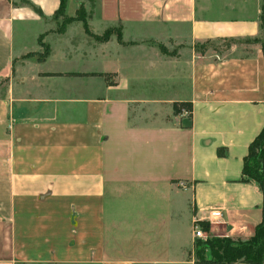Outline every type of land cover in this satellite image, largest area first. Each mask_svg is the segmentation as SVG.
<instances>
[{
    "label": "crops",
    "instance_id": "crops-1",
    "mask_svg": "<svg viewBox=\"0 0 264 264\" xmlns=\"http://www.w3.org/2000/svg\"><path fill=\"white\" fill-rule=\"evenodd\" d=\"M59 3L0 0V264H193L196 221L250 238L262 0H92L90 32L121 42L59 31Z\"/></svg>",
    "mask_w": 264,
    "mask_h": 264
},
{
    "label": "trees",
    "instance_id": "trees-1",
    "mask_svg": "<svg viewBox=\"0 0 264 264\" xmlns=\"http://www.w3.org/2000/svg\"><path fill=\"white\" fill-rule=\"evenodd\" d=\"M65 5L66 0H60L59 7L54 13V18L57 14L64 17V21L58 27L59 31H62L65 25L72 21L80 20L83 23L85 32L96 40L105 41L109 39L112 32L110 29L105 30L100 36L90 32L83 3H80L73 17L65 15ZM260 21L261 29L264 30V0L261 4ZM115 32L117 40L121 42L120 29L117 28ZM39 42L41 43V40ZM261 49L264 56V42L261 43ZM38 56L39 59H43L42 54ZM174 110L178 111V108L175 107ZM218 154L223 155L224 153L218 151ZM241 181H255L262 193V219L255 226L253 235L246 240H233L229 237L214 236L208 232L209 228L206 223L196 221L194 223L200 225L206 232V238L195 239L193 252L196 258L193 260V264H234L240 262L264 264V126L248 145L247 154L243 158Z\"/></svg>",
    "mask_w": 264,
    "mask_h": 264
},
{
    "label": "rangeland",
    "instance_id": "rangeland-1",
    "mask_svg": "<svg viewBox=\"0 0 264 264\" xmlns=\"http://www.w3.org/2000/svg\"><path fill=\"white\" fill-rule=\"evenodd\" d=\"M86 3L85 4H83V7H84V11H85V13H86V16L88 15V13H91V8L89 7L90 6V3H91V1L92 0H89L90 2H88L87 0H84ZM55 19L57 20V22H58V25H60V24H62V22L64 21V17L63 16H61L60 14H57V16L55 17ZM110 30H112V32H111V34H110V36L112 35V34H114V33H116L115 32V30L117 29V28H109ZM91 36V35H90ZM95 39V38H94ZM258 41L259 40V42L260 43H263L264 42V30H262V34H261V38L260 39H255L254 41ZM214 47V46H218V47H221V48H223L224 46H229V42L228 41H220L219 43H217V45H216V43L215 42H212V43H208V42H204V43H202V44H196L195 45V47H197L200 51H203L204 49H207V48H209V47ZM159 49H160V51H162V52H166L167 51V49L165 48V46H163L162 44H158V46H157ZM45 50V48H44V46H42V51L40 52V53H38V55L39 54H42V52ZM170 55H174L173 53H170ZM4 81L5 80H0V91H1V88H2V84H4ZM180 106H178L177 108H178V111L180 112L181 110H183V112H185V114H186V116L188 115V112H189V108H188V104H186V103H184L183 104V106H181V104H179ZM204 231V230H203ZM205 232V231H204ZM206 233V232H205ZM194 245V244H193ZM190 257H188L189 259H193V260H195V258H196V255H195V253L193 252V248H192V251H191V253H190ZM235 264V263H234Z\"/></svg>",
    "mask_w": 264,
    "mask_h": 264
},
{
    "label": "built area",
    "instance_id": "built-area-1",
    "mask_svg": "<svg viewBox=\"0 0 264 264\" xmlns=\"http://www.w3.org/2000/svg\"><path fill=\"white\" fill-rule=\"evenodd\" d=\"M216 217L220 216L219 212H214L213 213ZM193 233H194V237L197 239H205L206 238V233L203 231V229L201 228L200 225H198L197 223H194L193 226Z\"/></svg>",
    "mask_w": 264,
    "mask_h": 264
}]
</instances>
